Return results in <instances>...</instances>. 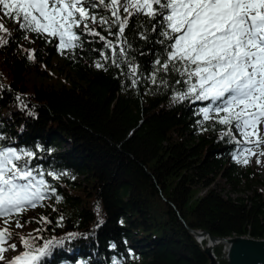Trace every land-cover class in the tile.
<instances>
[{
	"label": "trees",
	"instance_id": "obj_1",
	"mask_svg": "<svg viewBox=\"0 0 264 264\" xmlns=\"http://www.w3.org/2000/svg\"><path fill=\"white\" fill-rule=\"evenodd\" d=\"M94 11L110 19L102 6ZM144 20L133 17L124 33L127 59L138 66L132 86L119 50L117 68L98 37L82 35L74 55H61L56 41L33 33L25 39L11 19H0L8 29L0 32L7 40L0 46V143L33 152L29 166L42 171L61 197L57 203L50 196L29 218L34 230L45 229L37 244L63 241L42 264H206L207 252L190 228L264 238V178L250 164L237 163L239 145L221 139L225 126L198 123L199 109L210 101L174 102L184 90L174 83L182 79L176 73H159L152 83L161 46L150 31V39L140 38ZM89 27L116 43L107 25L89 21ZM32 50L35 60L27 58ZM97 62L104 67L96 68ZM40 217L51 223H37ZM1 222L11 237L37 235ZM69 233L75 236L67 239Z\"/></svg>",
	"mask_w": 264,
	"mask_h": 264
},
{
	"label": "snow or ice",
	"instance_id": "obj_2",
	"mask_svg": "<svg viewBox=\"0 0 264 264\" xmlns=\"http://www.w3.org/2000/svg\"><path fill=\"white\" fill-rule=\"evenodd\" d=\"M101 6L110 12V19L104 16L98 19L94 10ZM121 9L126 14L123 17ZM141 16L148 27L142 25L143 31L138 30L140 38L150 39L147 35L150 31L156 34L155 43L161 46V54L154 59L149 77L152 83H157L159 73L165 76L176 73L182 79L174 78V83L184 90L173 95L174 102L210 101L199 109L202 120L198 123L214 120L225 126L221 139L228 137L241 145L234 159L246 165L248 160L241 159L244 153L255 154L246 145L254 144L258 148L264 143L258 135V126L264 123V0H0V19H11L25 39L29 38L28 33H33L46 43L56 41L61 55H74V50L82 47V35L94 36L105 41L104 47L111 49L113 65L119 68L120 61L115 58L118 49L132 86L137 84L138 66L127 59L124 33L129 20ZM89 21L100 23L102 27L107 25L116 43L89 27ZM81 25L83 30L77 32ZM112 26L117 27L115 33L110 31ZM0 32L8 33L2 22ZM6 43L7 40L0 37V46ZM101 56L105 60L109 58L103 52ZM27 58L35 60V50L30 51ZM95 67L104 65L97 62ZM160 82L167 86L164 76ZM237 134L240 139L236 138ZM3 140L0 136V141ZM33 157V152L18 151L0 143V218H5V225L13 215H19L28 207L42 206L50 196L55 197L57 203L61 200L56 188L43 178L44 173L29 166ZM47 175L60 178L52 171ZM63 219L59 217L58 226H62ZM37 223L51 221L40 217ZM16 226L22 227L19 220ZM44 230L38 228L34 230L37 235L30 233L29 237H21L24 251L8 264H42L52 246L63 243L47 240L42 245L37 244L36 241L43 239L39 233ZM74 236L69 233L66 238ZM9 239V229H0V261L5 259L6 251L17 250L16 244L3 246ZM112 264L119 262L113 260Z\"/></svg>",
	"mask_w": 264,
	"mask_h": 264
},
{
	"label": "water",
	"instance_id": "obj_3",
	"mask_svg": "<svg viewBox=\"0 0 264 264\" xmlns=\"http://www.w3.org/2000/svg\"><path fill=\"white\" fill-rule=\"evenodd\" d=\"M190 231L207 252L206 264H264V238L220 237L203 228H191Z\"/></svg>",
	"mask_w": 264,
	"mask_h": 264
},
{
	"label": "rangeland",
	"instance_id": "obj_4",
	"mask_svg": "<svg viewBox=\"0 0 264 264\" xmlns=\"http://www.w3.org/2000/svg\"><path fill=\"white\" fill-rule=\"evenodd\" d=\"M258 135L262 139H264V123H262L258 126ZM237 136H239V135L237 134ZM252 139L255 140V137H252ZM69 144H70V142H68V141H65L63 143V145L66 147H68ZM246 147L250 148L252 150V152L255 154L244 153V156L241 157V159H247L248 160L247 164H250L253 168H256L257 170H259L260 174H261L260 176H262L264 178V154H261V153H264V143H261L258 148L255 147L254 144H248V145H246ZM14 148L17 149L16 146H14ZM240 148H241V145L238 146V149L235 152L234 156H236L238 154V150ZM257 160H259V163H257ZM20 182L23 183L24 181H20ZM222 183H224V182L222 181ZM225 187L228 189L229 186L225 185ZM204 191L205 190L201 191V193H203ZM47 202H50V198L45 199L42 202V206H37L35 208H31V207L26 208L25 210L22 211L21 216L13 215L9 224L12 225V227L16 230L17 233L29 232V231L34 230L35 225L29 218L31 216H33V214L38 212L40 209H42L43 206H45V203H47ZM44 209H45V207H44ZM4 219L5 218H0V221H2L1 223H4L3 222ZM17 220H19V223L22 225V227L17 228V226H16ZM195 238H196V236H195ZM196 240L200 244V242L197 238H196ZM10 244H16L17 250L16 251L8 250L5 253H3L5 259L3 261H0V264H8V262L11 261L12 258L15 257L17 253L22 251L23 247L21 245V238L19 236L11 237V239H9L7 241V244H4L3 246L7 247ZM201 246H202V248H204L203 245H201ZM204 250H205V248H204Z\"/></svg>",
	"mask_w": 264,
	"mask_h": 264
},
{
	"label": "built area",
	"instance_id": "obj_5",
	"mask_svg": "<svg viewBox=\"0 0 264 264\" xmlns=\"http://www.w3.org/2000/svg\"><path fill=\"white\" fill-rule=\"evenodd\" d=\"M197 238V237H196Z\"/></svg>",
	"mask_w": 264,
	"mask_h": 264
}]
</instances>
